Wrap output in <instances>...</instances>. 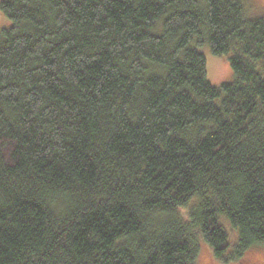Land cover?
Returning a JSON list of instances; mask_svg holds the SVG:
<instances>
[{
	"label": "trees",
	"instance_id": "1",
	"mask_svg": "<svg viewBox=\"0 0 264 264\" xmlns=\"http://www.w3.org/2000/svg\"><path fill=\"white\" fill-rule=\"evenodd\" d=\"M247 3L0 0V264L264 246V15ZM203 47L231 81L211 84Z\"/></svg>",
	"mask_w": 264,
	"mask_h": 264
},
{
	"label": "rangeland",
	"instance_id": "2",
	"mask_svg": "<svg viewBox=\"0 0 264 264\" xmlns=\"http://www.w3.org/2000/svg\"><path fill=\"white\" fill-rule=\"evenodd\" d=\"M248 0L247 3V15L257 16L264 15V0ZM0 13V28L6 27L9 21L5 20ZM202 53L206 59V71L207 78L213 85H220L224 82H229L233 79V71L226 58L222 56L213 55L207 47L201 48ZM264 262V246L251 248L245 253L244 258L241 261L234 262L232 264H261ZM198 264H222L215 259L211 250L202 245L198 256Z\"/></svg>",
	"mask_w": 264,
	"mask_h": 264
},
{
	"label": "flooded vegetation",
	"instance_id": "3",
	"mask_svg": "<svg viewBox=\"0 0 264 264\" xmlns=\"http://www.w3.org/2000/svg\"><path fill=\"white\" fill-rule=\"evenodd\" d=\"M261 264H264V262H262Z\"/></svg>",
	"mask_w": 264,
	"mask_h": 264
}]
</instances>
